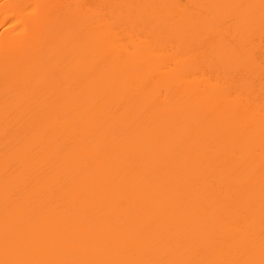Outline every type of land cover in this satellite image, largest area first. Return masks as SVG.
Wrapping results in <instances>:
<instances>
[{"label": "bare ground", "instance_id": "6f19581e", "mask_svg": "<svg viewBox=\"0 0 264 264\" xmlns=\"http://www.w3.org/2000/svg\"><path fill=\"white\" fill-rule=\"evenodd\" d=\"M0 264H264V0H0Z\"/></svg>", "mask_w": 264, "mask_h": 264}]
</instances>
